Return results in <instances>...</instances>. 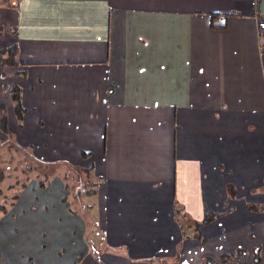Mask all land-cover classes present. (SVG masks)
Segmentation results:
<instances>
[{
	"label": "crops",
	"instance_id": "obj_1",
	"mask_svg": "<svg viewBox=\"0 0 264 264\" xmlns=\"http://www.w3.org/2000/svg\"><path fill=\"white\" fill-rule=\"evenodd\" d=\"M250 1L0 0V49L18 47L16 66H3L0 54V117L4 108L11 134L0 130V145L91 173L110 257L175 264L207 238L238 249L228 231L253 221L249 205L264 209V32ZM259 8L264 17V0ZM207 212L219 216L214 233ZM258 212L260 238L249 226L247 238L264 264ZM14 224L23 245L30 238L17 237ZM78 264L104 262L88 251Z\"/></svg>",
	"mask_w": 264,
	"mask_h": 264
},
{
	"label": "rangeland",
	"instance_id": "obj_2",
	"mask_svg": "<svg viewBox=\"0 0 264 264\" xmlns=\"http://www.w3.org/2000/svg\"><path fill=\"white\" fill-rule=\"evenodd\" d=\"M0 169L4 174L0 181V205L6 207L7 214L10 207L13 205L16 207L14 213H9L0 222L5 224L4 227H0L2 256L0 261H3L0 264H6L8 263L6 261L11 260L13 263L21 264L20 255L25 256L24 258H32V264H78L88 251H94L104 264H140L135 260L126 258L127 260L121 261L109 256V250L116 249L102 243L101 232L96 223L94 193L91 191L97 186V182L90 172L84 173L82 172L84 170L72 169L67 165L41 163L32 159L29 150H23L17 145H0ZM40 183L44 185L42 188ZM28 185H32L31 188L23 192L22 190ZM66 185L68 188L65 187ZM36 187L44 190L37 191ZM63 194L67 195L64 203L57 199ZM15 195L17 198L13 200ZM31 205L33 206L30 208ZM65 207L73 210L74 214L65 213ZM54 211L60 213L61 219L55 221L52 217ZM236 211L240 212L238 209ZM0 212L4 215L1 209ZM259 215L260 212L251 210L249 220L257 222ZM217 217L219 216H213L214 219ZM253 221L247 226L255 230L256 235L259 234L258 241L262 232L259 231V227L253 229ZM14 222L17 223L18 228L22 227L17 232L19 236H16L25 235L26 238H30L23 245L18 244L14 237ZM212 222L213 219L207 223L208 228ZM247 226L245 225V230L238 231L236 228L228 231L231 239L236 234L234 242L238 239L236 244L243 250L253 247L249 243V241L253 242V237L247 238ZM209 231L214 233L215 229L210 227ZM43 232L45 235H42ZM197 240L201 242L198 243L197 249L186 251L184 260L179 258L175 264H211L205 254H212L210 256L217 258V261L210 259L212 264L213 262L214 264H253L252 259L248 258L246 253L243 255L239 253L236 247L227 251L220 245L230 240L225 241L224 238ZM253 249L259 254V245L256 244L251 251ZM201 257L202 259L199 260Z\"/></svg>",
	"mask_w": 264,
	"mask_h": 264
},
{
	"label": "trees",
	"instance_id": "obj_3",
	"mask_svg": "<svg viewBox=\"0 0 264 264\" xmlns=\"http://www.w3.org/2000/svg\"><path fill=\"white\" fill-rule=\"evenodd\" d=\"M223 27L224 26H222V28ZM13 31H14V29L11 30V32H13ZM17 53H18V47H17L16 44L10 45L8 47L1 48L0 49L1 64L3 66H16V65H18ZM1 76H3V73H1ZM10 97H11V101H12V104H13L14 114H15V116L17 118V121L19 122V125H20L23 113L25 112V108L22 106L21 89H20L19 86L16 85V86H13L10 89ZM2 110H3V114L0 117V130L5 135H7V137H10L11 134L9 133V131L7 129V115H6L5 109L2 108ZM82 156L86 157L87 154L83 152ZM3 177H4V174L2 173V170L0 169V181L2 180ZM39 185H40L41 188L44 186L42 183H40ZM16 198H17V196L15 195V196H13L12 199L15 200ZM0 206H1L0 207L1 211L5 212L6 211L5 210L6 207L4 205H0ZM248 208L250 210H254V211L264 210L262 207H259L258 205H255V206L249 205ZM177 215H179V210L178 209H176V211H175V218H176ZM213 216H215V214H213L211 212L205 213L204 219H203V223H208L210 220L213 219ZM182 217H184L183 214H182ZM182 224L183 223H181V230L184 233V229L182 228ZM195 226L198 227V224L195 223ZM237 250H239L238 252L241 253L242 255L246 253L245 250H243L242 248H238ZM209 261L212 264V261L210 259H209ZM252 261H253L254 264H258L259 263V254L254 249L252 251ZM161 263L165 264V262H161ZM213 264H214V262H213ZM215 264H217V263H215Z\"/></svg>",
	"mask_w": 264,
	"mask_h": 264
},
{
	"label": "built area",
	"instance_id": "obj_4",
	"mask_svg": "<svg viewBox=\"0 0 264 264\" xmlns=\"http://www.w3.org/2000/svg\"><path fill=\"white\" fill-rule=\"evenodd\" d=\"M260 1L261 0H251L250 5L252 8V17L257 23L258 30L260 32H264V17L260 15V10H259Z\"/></svg>",
	"mask_w": 264,
	"mask_h": 264
}]
</instances>
